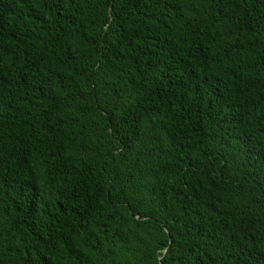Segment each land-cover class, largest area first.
<instances>
[{"label": "trees", "instance_id": "trees-1", "mask_svg": "<svg viewBox=\"0 0 264 264\" xmlns=\"http://www.w3.org/2000/svg\"><path fill=\"white\" fill-rule=\"evenodd\" d=\"M0 264H264V0H0Z\"/></svg>", "mask_w": 264, "mask_h": 264}]
</instances>
